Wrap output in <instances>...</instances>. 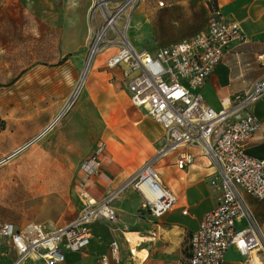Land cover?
Masks as SVG:
<instances>
[{"label":"built area","instance_id":"obj_1","mask_svg":"<svg viewBox=\"0 0 264 264\" xmlns=\"http://www.w3.org/2000/svg\"><path fill=\"white\" fill-rule=\"evenodd\" d=\"M139 2L93 0L91 18L99 15L101 21L88 39L87 58L92 63L105 53L104 66L112 72L110 80L125 88L132 104L145 109L164 129V142L156 156L130 182L143 195L144 209L160 217L177 207L178 198L161 184L155 161L182 149L176 160L182 169L195 159L185 148L201 147L216 166L211 185L221 193L216 206L190 234L183 264H224L231 246L250 259L252 253L264 252L262 231L243 196L264 199V158L247 151L260 125L254 104L264 95V75L249 90L222 99L220 107L207 104L200 88L229 46L246 40L240 24L225 18L216 7L207 26L190 37L139 49L129 38L131 15ZM105 150V143H100L81 162L80 174L97 173ZM79 195L83 205L76 217L56 229H47L31 219L23 224L0 220V241L4 239L8 246L6 252H0V264L12 251L16 258L11 264H24L28 259L43 264L64 263L67 251L84 252L89 247L94 224H118V213L110 203L112 194L97 200L81 185ZM111 260L123 261L117 240L111 242L109 252L102 254L97 264H110Z\"/></svg>","mask_w":264,"mask_h":264},{"label":"rangeland","instance_id":"obj_2","mask_svg":"<svg viewBox=\"0 0 264 264\" xmlns=\"http://www.w3.org/2000/svg\"><path fill=\"white\" fill-rule=\"evenodd\" d=\"M143 1L137 7L146 10L148 0ZM160 1L167 4V0H153L157 9L154 18L146 14L143 24L130 33L131 41L139 47L155 44L146 41L150 36L159 44H170L184 34V29L192 35L207 26L215 9V0H173L176 11H183L179 18L175 11L169 12V7L161 15L158 8L165 5ZM90 4L91 0H0V160L57 116L54 124L62 120L28 149L0 163V220L23 224L34 219L51 225L72 219L81 206V153L90 155L104 137L112 139V133H103L106 124L97 104L103 103L109 112L124 105L137 108L121 88L110 84L103 53L72 107L59 116L87 62L88 39L101 21L99 15L91 18ZM108 90L113 92L110 98L105 95ZM50 193L52 213L50 208H41L42 194ZM102 229L113 239L105 223ZM132 231L135 229L125 235L133 247L137 239L144 244L149 235L154 236ZM5 242L0 241L2 253L8 250ZM127 249L128 242L124 264H133ZM11 253L3 257L5 263L11 260ZM147 253L137 251L136 263L146 259Z\"/></svg>","mask_w":264,"mask_h":264},{"label":"crops","instance_id":"obj_3","mask_svg":"<svg viewBox=\"0 0 264 264\" xmlns=\"http://www.w3.org/2000/svg\"><path fill=\"white\" fill-rule=\"evenodd\" d=\"M92 2L93 0H91V4ZM216 3L222 15L227 19L238 22L246 34L244 42L236 41L229 46L214 73L208 77L200 88L207 104L220 107L222 99L249 90L264 75V0H216ZM166 7H169V12L175 11L179 14V18L183 15V11H176L173 0H167L165 6L158 8L161 15L164 13L162 10ZM137 8H139V12L137 14L133 13L129 38L130 33L137 26L143 24L146 14H152L153 17L154 13L157 12V9L153 7V0L147 1L146 10L141 5ZM180 21L185 24L182 19ZM187 33L188 31L184 29V34L178 36L177 40L173 42L190 37L191 35L189 36ZM133 34L135 37L134 32ZM147 38L146 41H154L155 44L139 47L137 44L132 43L139 49L167 45L166 42L159 44L157 42L159 40L152 36ZM157 39H159L158 36ZM111 74L112 72H110V77ZM110 84L121 88L129 97L128 92L121 85L112 81ZM112 94L111 90L105 93L107 98L112 97ZM97 105V109L101 112L106 124L103 133H112V135L109 134L112 139L108 140L104 137L100 141V143H105L106 150L101 155V166L98 172L91 176H83L79 172L78 179L79 184L97 200L112 194L110 203L115 207L119 220L118 224H112L108 221H99L94 224L96 232L94 233L93 228V238L89 247L84 252L67 251L65 262L59 264H97L101 255L109 252L113 240L119 242L123 261L116 263L111 260L110 264H124L125 255L123 251L127 246V242V254L134 261L133 264H142L143 262L145 264H183L188 253L190 234L198 228L204 215L212 210L218 202L221 191L218 187L211 185L212 174L216 171V166L210 162V159L203 154L201 147L197 145H190L185 148L186 151L195 156L194 162L185 168L181 169L176 165L177 156L182 149L171 153L166 158L156 160L155 167L159 172L161 184L177 196L178 205L160 217L152 216L143 207V195L130 180L138 174L145 163L154 159L163 143L164 129L143 108L124 105L121 108L117 107L115 111L109 112L105 110L103 103ZM254 114L260 125L250 140L247 151L253 156L264 158V95L254 104ZM61 121L48 129L47 135ZM134 123H137V125H134ZM81 154V162L89 156L87 152ZM57 182L54 185L55 187L59 186ZM42 195L44 203L41 208L44 211L47 208L52 210V194ZM243 196L264 237V199H257L245 193H243ZM80 199L81 206L72 219L76 217L83 205L82 198L80 197ZM185 210L187 211L185 212ZM72 219L60 224L58 222H52L51 225L40 223L44 224L47 229L53 227V229H56L68 224ZM102 223H105L111 230L113 239L110 240L107 232L103 231ZM134 229L135 231L131 233L154 234L153 237L148 236L150 239L147 240L150 243L149 246H147L148 242L141 244L138 239L134 242L135 247H133V243L131 246L125 233ZM143 250L148 252L146 259L136 263V252ZM250 257V259L246 258L236 246H231L226 253L224 264H261V261L264 260V252L252 253ZM15 258L16 253L12 251L11 260L8 263H5L3 258L1 260L3 264H11ZM24 264L43 263L35 259H28Z\"/></svg>","mask_w":264,"mask_h":264},{"label":"bare ground","instance_id":"obj_4","mask_svg":"<svg viewBox=\"0 0 264 264\" xmlns=\"http://www.w3.org/2000/svg\"><path fill=\"white\" fill-rule=\"evenodd\" d=\"M95 63H96V60L93 61V62L91 63V60H90V59L86 62V64H85V66H84V68H83V70H82V72H81V75H80V77H79V80H78V82H77V84H76V86H75V88H74L72 94L70 95V97H69L68 100L66 101V105H65V107L62 109L63 111H62L61 113H59V116H60V117L63 116V114H64L65 112H67V111L72 107V105L74 104L75 100L77 99V97H78L79 94L81 93L82 88L84 87V85H85V84L87 83V81L89 80V78H90V76H91V73H92V71H93V68H94V66H95ZM58 119H59V117L57 116V118L54 119L53 121H51V123H50L49 125H47V126L44 128L43 131H41L40 133H38L37 135H35L34 137H32L31 140H29L28 144L24 145L23 147L20 146V147H19L20 149L17 148V149L14 151V153L9 154V157H8V155H7V157H5L4 159H1V160L4 162V161H6V160L12 158V157L15 156L16 154H18V153H20V152H22V151L28 149V148H29V147H30V146L36 141V139H38V138H40L41 136H43V135L48 131V129H50V128L54 125L55 121H57ZM1 160H0V161H1Z\"/></svg>","mask_w":264,"mask_h":264},{"label":"trees","instance_id":"obj_5","mask_svg":"<svg viewBox=\"0 0 264 264\" xmlns=\"http://www.w3.org/2000/svg\"><path fill=\"white\" fill-rule=\"evenodd\" d=\"M214 6H215V8L217 7V3H216V0L214 1Z\"/></svg>","mask_w":264,"mask_h":264},{"label":"water","instance_id":"obj_6","mask_svg":"<svg viewBox=\"0 0 264 264\" xmlns=\"http://www.w3.org/2000/svg\"><path fill=\"white\" fill-rule=\"evenodd\" d=\"M9 157V156H8ZM3 161L1 160L0 163H2Z\"/></svg>","mask_w":264,"mask_h":264}]
</instances>
